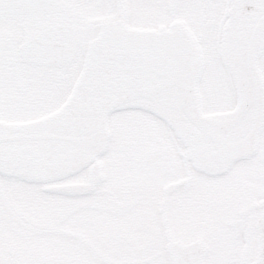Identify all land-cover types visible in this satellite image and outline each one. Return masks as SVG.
Listing matches in <instances>:
<instances>
[{
  "label": "snow or ice",
  "instance_id": "obj_1",
  "mask_svg": "<svg viewBox=\"0 0 264 264\" xmlns=\"http://www.w3.org/2000/svg\"><path fill=\"white\" fill-rule=\"evenodd\" d=\"M0 264H264V0H0Z\"/></svg>",
  "mask_w": 264,
  "mask_h": 264
}]
</instances>
